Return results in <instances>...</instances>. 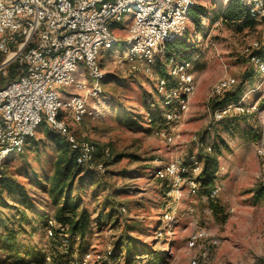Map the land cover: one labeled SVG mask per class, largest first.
Listing matches in <instances>:
<instances>
[{
  "label": "rangeland",
  "instance_id": "374dc122",
  "mask_svg": "<svg viewBox=\"0 0 264 264\" xmlns=\"http://www.w3.org/2000/svg\"><path fill=\"white\" fill-rule=\"evenodd\" d=\"M197 1L210 14L203 17L202 34L195 30L190 16L185 34L189 48L193 49L190 54L195 56L192 70L198 89L191 97L188 111L177 123L174 142L158 135L162 127L150 119L149 110L155 106L168 109L157 88L159 70L146 73L141 64L126 60V45L122 41L101 47L99 60L103 63L105 80L99 101L89 99L95 114L82 122L68 117L72 131L80 140L94 141L97 152L107 148L111 152L108 157L97 155L98 161L106 162V170L97 175L96 181L88 182L80 193L82 205L92 212L93 223L86 237H76L75 242L78 259L84 253H91L89 264H105L103 261L110 259L108 252L128 239L137 240L142 256L162 255L161 264H190L199 247L188 248L187 239L200 226L210 228L219 238V244L212 248L210 259L199 264H264V194L258 198L255 193L259 186L264 188L263 158L258 152L264 147V94L258 88V73L247 50H252L257 41L260 48L264 45V18L251 26L227 21L221 14L217 15L230 0ZM133 15L126 13L124 21L113 26L119 38L126 37ZM174 48L182 50L178 46ZM162 62L166 65L165 60ZM74 75H85L91 80L83 65L76 68ZM226 76L235 77L238 85L245 83L246 99L250 107H257L245 112L260 134L257 139L239 134L233 137L214 119L213 88ZM60 90L68 92L66 95L76 92L73 86H61ZM246 126L243 122L241 127ZM46 132L47 128L44 130L41 124L25 150L7 158L3 172L28 186L36 209L45 213L47 220L55 214V206L47 194L33 185L34 172H50L57 153L54 146H49L51 140ZM218 132L229 144L219 155L216 182L220 189L214 197L224 210L216 213L208 195L187 191L181 200L167 196L168 181L156 177V168L177 157L202 158L203 149H214ZM117 155H120L118 159ZM1 209L9 215L18 213L17 209L2 207L0 212ZM101 211L107 216L98 224ZM30 214L36 213L30 211ZM36 219L38 228L31 233L30 224H25L28 230L21 234L20 243L23 248L38 245L52 256L53 239L41 217ZM32 259L33 255H26L25 262H21L0 251V264H34ZM117 261L124 263L125 252Z\"/></svg>",
  "mask_w": 264,
  "mask_h": 264
},
{
  "label": "built area",
  "instance_id": "2783aa9c",
  "mask_svg": "<svg viewBox=\"0 0 264 264\" xmlns=\"http://www.w3.org/2000/svg\"><path fill=\"white\" fill-rule=\"evenodd\" d=\"M240 1L253 17L264 18V0ZM197 5V0H0V55H3L0 73L8 75L10 65L15 62L24 67L19 78L0 87V166L8 157L23 152L39 126L46 122L65 137L76 152L78 163L101 172L106 170V163L97 159L95 142L80 140L68 117L82 122L95 114L89 99L99 101L102 92L101 47H111L120 41L126 45L125 59L141 64L146 73L153 74L159 63L166 61L167 72L176 85L169 87L170 80L159 71L157 88L168 109L167 125L157 133L167 142H174L177 123L188 111L191 97L198 89L192 70L195 56H182L174 47L185 36L190 12ZM128 12L134 13L133 21L122 39L113 26L124 21ZM260 46L257 41L252 50H247L258 73V88L264 94V56ZM79 65L86 68L91 80L85 75H74ZM236 83L235 77L221 78L213 88L212 98ZM61 86H73L76 92L66 95L68 92H62ZM246 96L214 109V119L220 121L232 112L255 110L257 107H250ZM258 152L263 158L264 181V147ZM110 155V150L105 149L104 156ZM202 169L201 157H177L158 166L155 175L168 181V196L181 200L187 191L198 193ZM218 190L217 187L214 195ZM49 223L48 233L52 235L54 220L51 218ZM218 244L219 238L210 228L201 226L193 230L187 247H199V253L190 264L208 261L212 248ZM90 258L91 253H84L77 262L89 264ZM161 262L138 254L131 264Z\"/></svg>",
  "mask_w": 264,
  "mask_h": 264
},
{
  "label": "trees",
  "instance_id": "16d2710c",
  "mask_svg": "<svg viewBox=\"0 0 264 264\" xmlns=\"http://www.w3.org/2000/svg\"><path fill=\"white\" fill-rule=\"evenodd\" d=\"M219 14L227 21L241 22L248 26L253 25L257 20L248 12L240 0H230L219 11L217 16ZM209 15V11L203 5H197L191 10L190 16L195 24V30L199 34L204 32L203 17ZM186 37L185 35L176 42V45L182 49L180 52L182 56H189L193 51L192 48H189ZM259 51L264 56V45H262ZM23 68V65L15 62L10 65L7 76L0 73V87L4 86L7 82L19 78L23 73ZM158 69L170 80L169 87L176 85V82L171 80L163 62L159 63ZM104 80L103 78L102 83ZM245 91V83H240L239 85L236 83L233 88L212 98L211 107L214 110L231 101L239 100ZM166 110V108L158 105L149 110L151 122L157 124L159 127L167 125L165 120ZM219 122L224 130L233 137L239 134L241 137L247 139H257L260 136L257 129L250 124L247 113L232 112L227 114ZM243 122L247 123V126L244 128L241 127ZM42 125L44 130L47 128V137L51 140L49 146H54L57 153L50 172L43 174H39L37 171L34 172L33 185L38 186V188L47 194L51 203L55 206V214L46 220V214L36 209V203L30 195L28 186L14 175L8 174L5 171L3 172L6 162L2 164L0 166V208L8 207L10 209H17L18 213L9 215L1 209L0 251H4L8 257L15 258L21 262H25L26 255H33L32 261L34 264H80L77 262L79 255L77 254L78 247H76L75 240L76 237L81 239L85 238L93 223L92 212L82 205L80 193L85 189L88 182L91 180L96 181L98 176H101V171L78 163L76 160V152L72 150L65 137L48 123L43 122ZM223 147L229 148V144L221 133L218 132L214 149L210 151L203 149L201 158L203 161V169L199 177L200 184L198 193L210 196L211 205L216 213L224 210L218 202V199L214 198V191L218 187L216 178L220 167L219 155L222 154ZM98 154H102L104 157V152L100 153L98 151ZM119 157L120 155H117V159ZM255 193L258 198L263 196L264 188L259 186ZM30 211H34L36 214L32 215ZM106 216L101 211L97 217L98 224H102ZM36 217H41V222L43 225L46 224L47 228L50 226L49 220L51 218L54 220V225L51 226L53 234L49 235L55 245L52 256H48L38 245L23 248L20 243L21 234L28 230L25 224H30L29 232L31 233H34L38 228V220ZM67 237H69V240L65 241ZM136 241L128 239L124 243L119 242L111 250L109 261L103 262L109 264L111 261L112 264H117V259L121 257L122 252H125V261L122 264H131L138 254H142ZM161 256L156 257L153 255L152 258L162 260ZM48 257L50 258L49 261Z\"/></svg>",
  "mask_w": 264,
  "mask_h": 264
},
{
  "label": "crops",
  "instance_id": "0c3cea01",
  "mask_svg": "<svg viewBox=\"0 0 264 264\" xmlns=\"http://www.w3.org/2000/svg\"><path fill=\"white\" fill-rule=\"evenodd\" d=\"M218 188L220 189V186L218 185ZM201 227V226H200Z\"/></svg>",
  "mask_w": 264,
  "mask_h": 264
}]
</instances>
